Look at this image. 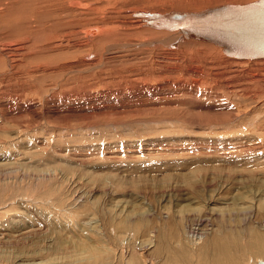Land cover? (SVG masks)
<instances>
[{"label": "rangeland", "instance_id": "obj_1", "mask_svg": "<svg viewBox=\"0 0 264 264\" xmlns=\"http://www.w3.org/2000/svg\"><path fill=\"white\" fill-rule=\"evenodd\" d=\"M80 1L0 0V264H197L264 232V59L133 16L254 0Z\"/></svg>", "mask_w": 264, "mask_h": 264}, {"label": "water", "instance_id": "obj_2", "mask_svg": "<svg viewBox=\"0 0 264 264\" xmlns=\"http://www.w3.org/2000/svg\"><path fill=\"white\" fill-rule=\"evenodd\" d=\"M141 14L152 27L180 30L185 37L222 47L228 56L264 58V0L221 4L199 11ZM256 264H264V260Z\"/></svg>", "mask_w": 264, "mask_h": 264}, {"label": "bare ground", "instance_id": "obj_3", "mask_svg": "<svg viewBox=\"0 0 264 264\" xmlns=\"http://www.w3.org/2000/svg\"><path fill=\"white\" fill-rule=\"evenodd\" d=\"M68 5L71 8H77V9H83L86 6V4L80 0H68ZM173 11H178V10H173ZM173 11H170V12H173ZM179 11H181V10H179ZM141 13H160V12L145 11V10H142L140 8V9L135 10V12L133 13V16L141 19L144 26L155 28V27L148 25L145 16L142 15ZM166 13H169V12H166ZM162 14H165V13H162ZM155 29H158V28H155ZM159 30H167V29H159ZM97 31L98 30L95 27V25L92 27H89L88 32H87L88 33L87 37L88 36H92V37L95 36L97 34ZM167 31H171V30H167ZM171 32H176L178 34V37H180V39L182 41H187V40L202 41V40H199L195 37H185L183 32H181L180 30H172ZM6 41H5V43H6ZM202 42H205V41H202ZM206 43H209V42H206ZM211 44H213V43H211ZM7 45H11V44H7ZM220 48L222 49V47H220ZM229 57H231V56H229ZM232 58H234V57H232ZM235 59H238V58H235ZM262 59H264V58H262ZM262 59H259V60H262ZM239 60H246V59H239ZM251 60H256V59H251ZM200 221H201V219H200ZM189 232H190V230H189ZM188 237L190 238V235ZM227 237L229 240H222L220 238L215 239V245L216 246L214 248L213 257L210 258V262L208 260L205 261L203 259V257L205 256V254L203 253V256H201V262H198L197 264H240V262L243 258L242 257L243 254L238 256L239 255L238 253H243L244 251L252 252L258 256H261V255H262V257L264 256V232H262L261 230L257 231L253 235L252 239H249V242L246 245L240 244L239 240H237L235 237H230V236H227ZM84 245L85 244H82L83 247H84ZM181 261L184 262L185 264H189L190 253L185 252V255H181V256H177V255L174 256L173 255V258H172L173 264H179ZM43 263H41V262L37 263L36 262L34 264H43ZM168 264H171V263L168 262Z\"/></svg>", "mask_w": 264, "mask_h": 264}]
</instances>
